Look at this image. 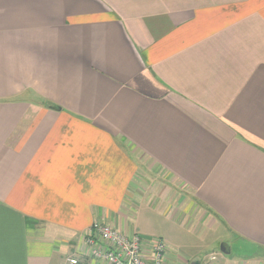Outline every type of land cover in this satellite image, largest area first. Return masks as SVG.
Returning <instances> with one entry per match:
<instances>
[{
    "label": "crops",
    "instance_id": "1",
    "mask_svg": "<svg viewBox=\"0 0 264 264\" xmlns=\"http://www.w3.org/2000/svg\"><path fill=\"white\" fill-rule=\"evenodd\" d=\"M96 222L264 264V0H0V264L89 260Z\"/></svg>",
    "mask_w": 264,
    "mask_h": 264
},
{
    "label": "built area",
    "instance_id": "2",
    "mask_svg": "<svg viewBox=\"0 0 264 264\" xmlns=\"http://www.w3.org/2000/svg\"><path fill=\"white\" fill-rule=\"evenodd\" d=\"M83 241L91 248L89 260L72 257L66 259V264H163L166 255V248L159 240L149 241L146 246L139 236L121 233L101 222L89 227ZM146 247L151 253L144 256Z\"/></svg>",
    "mask_w": 264,
    "mask_h": 264
},
{
    "label": "rangeland",
    "instance_id": "3",
    "mask_svg": "<svg viewBox=\"0 0 264 264\" xmlns=\"http://www.w3.org/2000/svg\"><path fill=\"white\" fill-rule=\"evenodd\" d=\"M146 218V220H145ZM149 216L145 215L143 216L141 220V224L144 222L146 223V227L149 229V233L152 235H164L168 237L171 241L178 242L180 244L185 245L187 248H200V250H205L207 248H213L217 253H220L221 245L222 243H217L216 241H212L211 238L215 236V238L219 239L220 237H226L227 240V246L230 250L231 255H235L237 252H248L246 248L241 247V249H238L239 243L234 242L231 238L225 236V232H219L217 234H214L212 232H207L203 237L201 236H193L192 233H187L185 229L178 230L176 232H171L168 230V226L165 224L164 221H162L160 218L156 217L155 215H152L150 219H148ZM218 231H222L219 229ZM202 247V248H201Z\"/></svg>",
    "mask_w": 264,
    "mask_h": 264
},
{
    "label": "water",
    "instance_id": "4",
    "mask_svg": "<svg viewBox=\"0 0 264 264\" xmlns=\"http://www.w3.org/2000/svg\"><path fill=\"white\" fill-rule=\"evenodd\" d=\"M220 251H221L223 254H227V253H228L227 251H225V250L223 249L222 246H221ZM191 264H198V262H192Z\"/></svg>",
    "mask_w": 264,
    "mask_h": 264
},
{
    "label": "trees",
    "instance_id": "5",
    "mask_svg": "<svg viewBox=\"0 0 264 264\" xmlns=\"http://www.w3.org/2000/svg\"><path fill=\"white\" fill-rule=\"evenodd\" d=\"M53 108L56 109L57 107H54V106H53ZM53 108H52V109H53ZM57 109H58V108H57Z\"/></svg>",
    "mask_w": 264,
    "mask_h": 264
}]
</instances>
